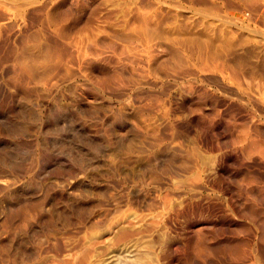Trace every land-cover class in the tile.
Here are the masks:
<instances>
[{"label": "rangeland", "instance_id": "374dc122", "mask_svg": "<svg viewBox=\"0 0 264 264\" xmlns=\"http://www.w3.org/2000/svg\"><path fill=\"white\" fill-rule=\"evenodd\" d=\"M68 263L264 264V0H0V264Z\"/></svg>", "mask_w": 264, "mask_h": 264}, {"label": "bare ground", "instance_id": "6f19581e", "mask_svg": "<svg viewBox=\"0 0 264 264\" xmlns=\"http://www.w3.org/2000/svg\"><path fill=\"white\" fill-rule=\"evenodd\" d=\"M4 184V183H3ZM69 264V263H68Z\"/></svg>", "mask_w": 264, "mask_h": 264}]
</instances>
